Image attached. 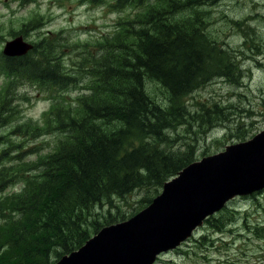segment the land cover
<instances>
[{
	"label": "trees",
	"instance_id": "16d2710c",
	"mask_svg": "<svg viewBox=\"0 0 264 264\" xmlns=\"http://www.w3.org/2000/svg\"><path fill=\"white\" fill-rule=\"evenodd\" d=\"M145 1L149 2L115 1L113 6L132 3V9L140 11L133 23L119 25L127 36L108 34L101 39V49L85 52L88 63L81 65L90 87L73 111L62 104L56 109L58 93L79 78L62 74L55 61L50 66L38 49L0 64V72L11 79L0 93V114H6L0 122L13 117L12 89L25 79L50 88L47 96L53 104L45 130L65 135L49 155L34 163L18 156L17 163L0 165V250L7 247L0 253V264H54L94 234L87 224L102 228L132 217L108 215L98 221L95 208L139 191L150 193L144 209L158 188L194 161V145L174 149L166 131L195 127L204 135L222 123L217 111L200 108L191 113L185 104L187 96L212 78L237 83V65L209 40L199 20L202 10L219 0H153L143 8ZM129 33L136 38L124 41ZM146 81L161 87L163 102L149 97ZM33 131L39 135V129ZM8 154L9 150L0 152L3 159ZM32 169L39 175L31 176ZM15 182L22 184L21 192L2 196Z\"/></svg>",
	"mask_w": 264,
	"mask_h": 264
},
{
	"label": "rangeland",
	"instance_id": "374dc122",
	"mask_svg": "<svg viewBox=\"0 0 264 264\" xmlns=\"http://www.w3.org/2000/svg\"><path fill=\"white\" fill-rule=\"evenodd\" d=\"M3 1L0 4V54L6 42L22 37L26 45H34L38 54L47 57L50 66L57 62L62 74L79 78L70 88L58 93L60 103L56 109L62 104L72 111L90 87L82 72L84 65L81 63H88L84 60L85 52L95 53L101 49V39L108 34L127 36L119 25L133 23L140 11L132 9L134 5H127L122 12L115 11L105 4L113 0L93 5L86 0H38L39 6L34 0H25L30 2L22 6L21 0ZM81 1L84 3H79ZM152 1L145 3L144 8ZM202 11L205 13L199 20H202L206 36L216 43V48L226 50L232 62L239 65L235 71L237 79H233L237 83L222 77L212 78L185 98L191 113L200 108L217 111L221 124H214L204 135H199V129L195 127L191 131L184 127L174 133L166 131L174 149L189 143L194 145V160L222 152L228 145L247 141L264 129V0H219ZM34 23L41 26L37 28ZM135 38L136 35L132 38L129 33L124 41ZM44 87L39 88L24 79L14 92L11 103L16 105L14 115L0 122V152L9 150L8 159L0 156V165L17 163L18 156L25 162L34 163L52 152L56 138L65 137L45 130L48 114L44 117L41 114L50 105L47 95L51 91L48 86ZM51 90L56 92L58 89ZM146 92L157 104L163 102L164 92L158 84L146 81ZM0 116L6 117V114ZM36 128L39 129L38 136L33 131ZM29 174L38 176L39 170L32 169ZM20 190L22 184L15 182L5 193L18 194ZM161 191L158 188L157 194ZM149 195V192L136 191L122 199L113 197L112 205L96 207L95 214L98 221L108 215L111 219L135 215L145 206ZM85 227L95 234L101 225L94 223ZM212 227L201 225L194 232V241L185 240L177 249L159 254L153 264H264V190L231 200ZM221 227L222 233L218 232ZM6 251L7 247L3 246L0 253Z\"/></svg>",
	"mask_w": 264,
	"mask_h": 264
},
{
	"label": "water",
	"instance_id": "95a60500",
	"mask_svg": "<svg viewBox=\"0 0 264 264\" xmlns=\"http://www.w3.org/2000/svg\"><path fill=\"white\" fill-rule=\"evenodd\" d=\"M30 49L18 38L6 44L4 54L23 56ZM179 175L164 185L150 207L126 223L104 229L88 246L58 264H151L160 250L182 240L231 195L264 186V132L189 165Z\"/></svg>",
	"mask_w": 264,
	"mask_h": 264
}]
</instances>
